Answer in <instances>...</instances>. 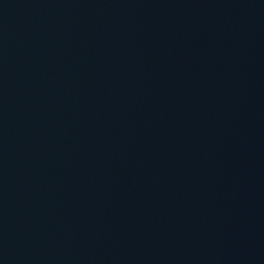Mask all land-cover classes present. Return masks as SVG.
<instances>
[{
    "label": "water",
    "instance_id": "1",
    "mask_svg": "<svg viewBox=\"0 0 264 264\" xmlns=\"http://www.w3.org/2000/svg\"><path fill=\"white\" fill-rule=\"evenodd\" d=\"M0 264H264V0H0Z\"/></svg>",
    "mask_w": 264,
    "mask_h": 264
}]
</instances>
